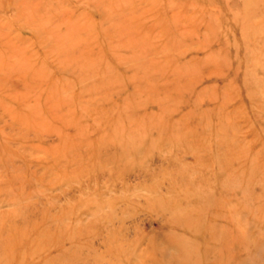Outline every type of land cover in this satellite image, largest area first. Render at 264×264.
Listing matches in <instances>:
<instances>
[{
	"label": "rangeland",
	"instance_id": "374dc122",
	"mask_svg": "<svg viewBox=\"0 0 264 264\" xmlns=\"http://www.w3.org/2000/svg\"><path fill=\"white\" fill-rule=\"evenodd\" d=\"M0 264H264V0H0Z\"/></svg>",
	"mask_w": 264,
	"mask_h": 264
}]
</instances>
